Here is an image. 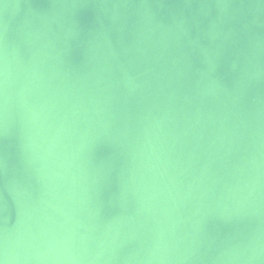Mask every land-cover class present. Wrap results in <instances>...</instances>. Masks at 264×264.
<instances>
[{
	"label": "water",
	"instance_id": "1",
	"mask_svg": "<svg viewBox=\"0 0 264 264\" xmlns=\"http://www.w3.org/2000/svg\"><path fill=\"white\" fill-rule=\"evenodd\" d=\"M0 264H264V0H0Z\"/></svg>",
	"mask_w": 264,
	"mask_h": 264
}]
</instances>
